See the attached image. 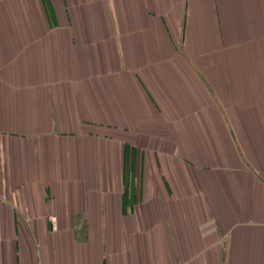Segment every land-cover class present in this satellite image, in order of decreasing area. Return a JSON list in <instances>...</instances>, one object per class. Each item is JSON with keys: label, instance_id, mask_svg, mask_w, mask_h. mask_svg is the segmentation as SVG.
I'll return each mask as SVG.
<instances>
[{"label": "crops", "instance_id": "0c3cea01", "mask_svg": "<svg viewBox=\"0 0 264 264\" xmlns=\"http://www.w3.org/2000/svg\"><path fill=\"white\" fill-rule=\"evenodd\" d=\"M0 264H264V0H0Z\"/></svg>", "mask_w": 264, "mask_h": 264}, {"label": "trees", "instance_id": "16d2710c", "mask_svg": "<svg viewBox=\"0 0 264 264\" xmlns=\"http://www.w3.org/2000/svg\"><path fill=\"white\" fill-rule=\"evenodd\" d=\"M129 172H131V171L129 170V168H127V171L125 172L126 187H127V191H129V193H130V190L132 191V188H130V185L133 188L135 187V183H134L135 182V179H134L135 176L134 175H131Z\"/></svg>", "mask_w": 264, "mask_h": 264}]
</instances>
